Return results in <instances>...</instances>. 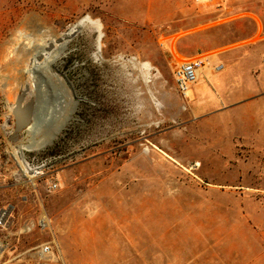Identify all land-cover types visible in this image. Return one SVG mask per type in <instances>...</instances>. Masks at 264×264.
<instances>
[{"label":"rangeland","instance_id":"rangeland-1","mask_svg":"<svg viewBox=\"0 0 264 264\" xmlns=\"http://www.w3.org/2000/svg\"><path fill=\"white\" fill-rule=\"evenodd\" d=\"M200 57L186 97L175 68ZM40 78L54 104L15 142ZM49 156L55 192L19 173ZM3 207L0 264L45 245L55 264H264V0H0Z\"/></svg>","mask_w":264,"mask_h":264},{"label":"built area","instance_id":"built-area-1","mask_svg":"<svg viewBox=\"0 0 264 264\" xmlns=\"http://www.w3.org/2000/svg\"><path fill=\"white\" fill-rule=\"evenodd\" d=\"M212 2H217L218 0H207ZM207 65V59L205 57L190 59L180 62L174 71V79L177 85L178 90L186 97H189V92L192 91L193 86L200 81L204 75V70ZM225 70L224 63H218L214 67V73H221ZM27 168L34 169L35 172L32 174L33 177H27L23 169H19V173L23 176L28 182L36 183L38 180L47 178L48 182L46 184V189L49 192H55L58 189L59 182L57 178L58 171V157L49 156L41 159L36 157L30 162L25 159ZM34 183H32L34 185ZM9 210L7 207L0 208V231L6 229L12 219V213L6 214ZM51 254H54V251L50 245L43 246L39 251L40 261L38 264H55L57 261L52 260Z\"/></svg>","mask_w":264,"mask_h":264},{"label":"bare ground","instance_id":"bare-ground-1","mask_svg":"<svg viewBox=\"0 0 264 264\" xmlns=\"http://www.w3.org/2000/svg\"><path fill=\"white\" fill-rule=\"evenodd\" d=\"M88 23L87 20H82L80 21L77 26H81V25H84ZM93 27H95L97 30H98V25L96 22H93V21H90L89 22ZM17 40H15L14 44H15V48L17 49ZM98 51L99 53L101 52V45H100V38H99V41H98ZM17 46V47H16ZM13 53H15V51H12L10 52L9 56L13 55ZM98 54V53H97ZM98 56H100L98 54ZM133 62H135L137 65H140L142 69H150L151 68V65L148 63V62H140L137 58H132L131 59ZM62 83L65 85L66 84V81L65 80H62ZM54 85V84H53ZM26 87L24 89H27L29 90V85H25ZM46 80L44 78H40V82L37 84V90L40 92V94H42L43 96H45V99L48 97V100H45L44 103H47L46 106H51L52 104H54V89L50 90V93L48 92L49 90H47V87H46ZM56 87V86H55ZM43 90V91H41ZM53 93V94H52ZM50 95H51V98H50ZM15 105V104H14ZM75 109L76 107H73L72 109H70L68 111V113L66 115H64V113L60 114L58 117H57V123H58V130L57 132L54 133V135L51 137L50 141H52L53 139H55V137L58 135L60 129H62L66 122L71 118L72 114L75 112ZM38 113V111H37ZM47 145L46 142H43V143H40V142H32L30 143V145H25V146H22V148H25L26 150H29V151H36V150H40L41 148L45 147ZM23 170L26 171L25 172V175L27 177H30L32 178L33 177V173L35 172L34 169H29L27 168L26 166V163H25V160H24V163H23ZM32 183H34V180H32ZM11 211L12 209L9 208V210L6 212V214H11ZM45 216V215H44ZM43 220L47 221V217H44ZM49 223V221H48ZM45 226V224L43 225ZM5 248L2 246L1 242H0V255L4 252ZM51 257H52V260L54 261H57V257H55L53 254H51Z\"/></svg>","mask_w":264,"mask_h":264},{"label":"water","instance_id":"water-1","mask_svg":"<svg viewBox=\"0 0 264 264\" xmlns=\"http://www.w3.org/2000/svg\"><path fill=\"white\" fill-rule=\"evenodd\" d=\"M49 31L48 29L42 30ZM28 85V84H27ZM46 87L48 92L54 88L51 82L46 81ZM27 88V87H26ZM29 90L21 89L20 95H18L15 108L12 112V117L14 120V134L13 141H18L20 134L24 131H28L30 127L34 124V121L37 120V111L41 105H45V100H48V97L45 99V96L40 94V92L35 88L34 96L31 99H27L29 96Z\"/></svg>","mask_w":264,"mask_h":264}]
</instances>
